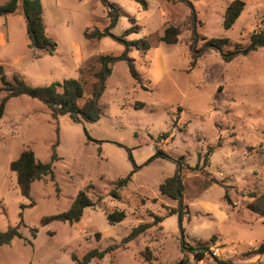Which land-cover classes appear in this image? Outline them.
I'll use <instances>...</instances> for the list:
<instances>
[{
  "label": "rangeland",
  "instance_id": "rangeland-1",
  "mask_svg": "<svg viewBox=\"0 0 264 264\" xmlns=\"http://www.w3.org/2000/svg\"><path fill=\"white\" fill-rule=\"evenodd\" d=\"M144 1L145 6L135 0H40L45 33L56 44L52 54L29 48L21 10L0 17V65L7 81L16 75L42 87L77 80L82 68L80 106L96 81L93 73L100 70L97 57L116 58L104 71L94 121L68 114L54 119L45 105L25 95L6 102L0 119V231L20 218L24 227L22 239L0 250V264H74L71 255L80 259L90 249L113 245L119 247L88 264H177L184 257L187 264H264V254H246L264 241V216L248 207L253 193L264 194V48L236 53L228 62L205 49L189 66L192 52L210 38L228 39L226 51L246 46L249 35L264 27V0H242L243 11L229 30L221 23L232 0ZM109 6L116 11L112 20ZM130 19L137 32L124 36ZM168 24L181 29L175 44L159 40ZM93 29L104 35L86 38L84 31ZM141 39L150 44L147 52L138 46L129 51L138 83L117 57L125 51L123 41ZM207 147L213 151L204 165ZM25 148L41 162H48L53 150L58 158L53 180L34 181L29 198L20 195L9 170ZM157 150L166 157L150 159ZM133 164L136 172L113 197L115 182ZM173 175L184 187L180 220L170 214L177 202L158 191ZM80 191L96 204L78 223L40 226L43 217L68 210ZM114 210L125 216L110 225L106 214ZM154 215L162 221L121 244L133 226L153 221ZM30 228L37 229L34 239ZM182 244L208 251L196 261ZM145 248L152 253L149 260Z\"/></svg>",
  "mask_w": 264,
  "mask_h": 264
},
{
  "label": "trees",
  "instance_id": "trees-1",
  "mask_svg": "<svg viewBox=\"0 0 264 264\" xmlns=\"http://www.w3.org/2000/svg\"><path fill=\"white\" fill-rule=\"evenodd\" d=\"M145 6L144 0H135ZM20 3V4H19ZM244 8V2L242 0H232L225 8L222 16V28L224 30H229L237 18L240 16ZM17 10H21L26 24V35L28 38V46L31 49H34L38 52H44L47 54H52L55 51L56 44L52 41L45 33L44 22H43V11L40 0H7L5 4L0 5V17L8 16L15 14ZM108 17L112 20L116 16V11L114 9L107 11ZM131 20V26L127 28L123 35H129L131 33L137 32L138 26L134 23L133 19ZM181 34V29L173 24H168L162 32L159 40L166 44H175L178 41V37ZM104 35V32L99 31L98 29L85 30L84 36L86 38H100ZM122 35V36H123ZM119 40L122 38L119 37ZM230 41L226 38H210L204 42L202 49L198 50L197 53L194 51L191 55V60L189 62L190 68H193L196 64L197 58L200 56L201 51L205 49H212L220 53L223 61L228 62L233 58L236 53L239 52H248L250 50H255L257 47L264 48V27L255 29L249 35V42L244 47L235 46L233 49H228L226 46H231ZM125 45V51L117 57L123 60L128 68L131 78L140 82V76L135 68L134 58L129 55L133 46H138L140 51L144 54L149 49V42L145 39L139 41H123ZM140 43V45H139ZM113 57L109 55H99L96 59L97 63L100 65V70L93 73V77L96 78V81H93L90 84V93L88 94L85 101L82 105H78L77 101L84 94L83 86V73L84 69L79 68V78L75 79H66L62 82H54L42 87H31L23 80H21L16 75L13 76L11 81H7L4 75V68L0 65V95H3L0 98V119L3 116L4 108L6 102L14 97L25 95L30 98L40 101L45 105L50 112L52 118L56 119L58 116L68 114L72 119H78L79 117L87 121H94L97 119L100 109L97 105V101L100 95V92L103 89V80H104V71L107 69V66ZM136 108H141L142 103H139ZM161 138H166V134H162ZM56 146V144L54 145ZM53 146V148H54ZM213 147H207L205 154L203 155V164L207 165L208 156L212 153ZM166 157L161 151H156L155 154L150 157ZM130 159L133 162V159L130 155ZM149 159V160H150ZM58 160L54 150L50 156L48 162L39 161L33 150L31 148H25L20 152L18 157L9 163V170L15 174L16 177V186L21 196L29 198L30 195V186L34 181L41 180L44 176H48L53 180V163ZM181 167L180 163L178 164ZM137 165L133 164V169L123 178L118 179L115 182V186L111 191V195L115 198H118L117 190L125 186L130 180L132 175L137 170ZM197 169V166L195 167ZM212 182L216 180L212 179ZM159 194L165 196L171 200L177 202V207L175 211H170V214L176 213L178 219L182 217L181 208L183 206V191L184 187L181 183V180L178 176L173 175L167 177L163 180L162 183L158 186ZM227 203L230 204V200L227 195L225 196ZM252 201L249 203L248 207L252 212L258 214L259 216H264V209L259 210L257 207L264 206V194L257 196L254 194L251 196ZM100 199V198H99ZM96 204L95 201H92L91 198L87 195L86 191H80L73 198L70 207L68 210L58 213L55 215L45 216L40 220V226H46L53 221L74 224L78 223L86 208L92 207ZM33 203L30 202L28 205H21V208L26 206H32ZM21 216V215H20ZM124 212L114 210L111 213L106 214V219L108 224L114 225L115 223L120 222L124 218ZM162 221V218L154 215L153 221L139 223L133 226L129 234L121 241V244H126L138 236L143 234L146 230L153 227L157 222ZM24 227L23 220L20 218L19 222L13 226H9L4 231H0V247L4 245H9L14 239H22L23 236L20 232V229ZM30 238L34 239L36 237L37 229L30 228ZM27 244L31 245V240L25 239ZM182 248L188 251L196 261H200L204 258L205 252L208 251V247L195 248L191 246L181 245ZM119 245H113L107 247L104 250L90 249L86 251L83 256L78 259L75 255H71V259L74 264H88L94 259H101L106 253H109ZM145 259L149 260L152 257V253L149 248H145L142 252ZM247 255H262L264 254V241L260 245L246 252ZM177 264H187V258H182ZM219 264H232L230 261L221 262Z\"/></svg>",
  "mask_w": 264,
  "mask_h": 264
},
{
  "label": "crops",
  "instance_id": "crops-1",
  "mask_svg": "<svg viewBox=\"0 0 264 264\" xmlns=\"http://www.w3.org/2000/svg\"><path fill=\"white\" fill-rule=\"evenodd\" d=\"M4 17H6V16H4ZM1 35H2V33H0V37H1ZM158 52H159V51H158V49L156 48V49H155V52H154L155 55H158ZM10 245H11V243H10L9 245L1 246V247H0V250H2V248H4V247L10 246Z\"/></svg>",
  "mask_w": 264,
  "mask_h": 264
},
{
  "label": "water",
  "instance_id": "water-1",
  "mask_svg": "<svg viewBox=\"0 0 264 264\" xmlns=\"http://www.w3.org/2000/svg\"><path fill=\"white\" fill-rule=\"evenodd\" d=\"M109 8H110V10L112 9V7H111V6H109Z\"/></svg>",
  "mask_w": 264,
  "mask_h": 264
}]
</instances>
